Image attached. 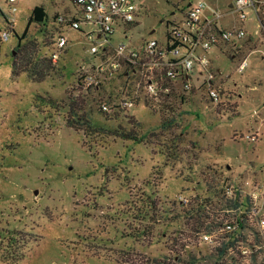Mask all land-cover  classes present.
<instances>
[{
	"label": "rangeland",
	"instance_id": "1",
	"mask_svg": "<svg viewBox=\"0 0 264 264\" xmlns=\"http://www.w3.org/2000/svg\"><path fill=\"white\" fill-rule=\"evenodd\" d=\"M189 1L196 0H139L147 10L142 6L134 39L159 37V20ZM205 1L206 14L213 8L222 14L219 25L246 30L235 43L209 51L220 69L221 100L216 104L197 90L175 112L133 105V114L100 111L95 92L76 84L78 43L71 57L51 61L41 79L26 70L13 73L24 45L34 59L46 52L48 25H27L32 8L42 4L48 16L70 7V0L20 1L15 32L0 48V264L216 260L200 241V228L246 218L244 207L221 206H248L249 192L263 188L264 28L251 7L241 20L228 6L232 0ZM73 100L81 104L82 122L66 120ZM122 130L140 140L121 136ZM242 232L256 233V227L245 221Z\"/></svg>",
	"mask_w": 264,
	"mask_h": 264
},
{
	"label": "built area",
	"instance_id": "2",
	"mask_svg": "<svg viewBox=\"0 0 264 264\" xmlns=\"http://www.w3.org/2000/svg\"><path fill=\"white\" fill-rule=\"evenodd\" d=\"M20 1L0 0V48L15 32L14 12ZM142 6L145 12L146 6L139 0H70L66 10L55 11L38 22L49 29L44 56L53 62L66 59L72 56L71 46L78 43L82 55L75 61L74 80L86 92H95L98 109L104 113H131L133 105L148 111L175 112L179 102L197 90L217 104L221 100L220 69L213 64L209 51L243 38L246 30L219 25L205 15L207 2L196 0L176 5L171 18L159 20L164 24L159 37L136 41L133 32ZM229 7L241 20L247 17L249 7L260 12L259 26L264 28V0H232ZM72 32L78 34L77 39ZM153 32L155 28L149 33ZM245 65L243 58L238 68ZM262 187L249 192L248 206L244 201L221 206L225 210L235 207L236 212L244 207L246 218L239 214L200 228V241L213 252L222 248V256L237 264H255L263 252L259 264H264V176ZM227 191L232 196V188ZM212 221L210 218L209 223ZM245 221L256 227V233L242 232Z\"/></svg>",
	"mask_w": 264,
	"mask_h": 264
},
{
	"label": "trees",
	"instance_id": "3",
	"mask_svg": "<svg viewBox=\"0 0 264 264\" xmlns=\"http://www.w3.org/2000/svg\"><path fill=\"white\" fill-rule=\"evenodd\" d=\"M47 17V12L46 9L42 4H36L33 8L32 11L28 17V22L27 25L32 22V21H37L41 22L43 19ZM27 25L23 31L22 34L18 35V43L17 46H20L21 43L19 39H21L25 34L27 30ZM51 67V60L47 57H40V58H32L31 52L29 49L24 45L22 52L18 56V59L15 58L12 61V72L17 74L19 71L26 70L29 72V74L33 75L37 79H41L45 74H46V69H49ZM78 101H72L70 104L69 112H73L72 116L67 117L68 122H73L74 120L76 121H81L84 120V117H80L79 114L77 113V109L81 108V104H77ZM121 136L129 139H134V140H140V138H137L136 134L134 133L133 130H122L121 131ZM152 206L155 207V203H152ZM216 260L211 261L210 263L206 264H228L226 258H222V248L221 250L216 252ZM212 255V254H210ZM218 257H221L220 260H218ZM180 256L176 257V260L180 259ZM154 264H178V263H170L166 262L164 263L163 260L161 259H153ZM180 262V261H179ZM196 262V258L191 259V261H186L184 260L182 264H194ZM181 264V262L179 263Z\"/></svg>",
	"mask_w": 264,
	"mask_h": 264
},
{
	"label": "crops",
	"instance_id": "4",
	"mask_svg": "<svg viewBox=\"0 0 264 264\" xmlns=\"http://www.w3.org/2000/svg\"><path fill=\"white\" fill-rule=\"evenodd\" d=\"M230 2H231V1L228 2V6L230 5ZM211 14H212V16H209L208 14H206V11H205V15H208L209 17L214 18L217 22H218V19H220L221 15H222V14L220 13V11H218V10L215 9V8H213V9L211 10Z\"/></svg>",
	"mask_w": 264,
	"mask_h": 264
}]
</instances>
